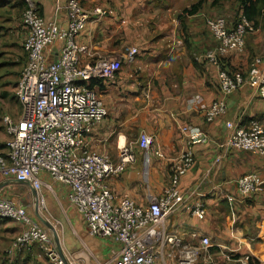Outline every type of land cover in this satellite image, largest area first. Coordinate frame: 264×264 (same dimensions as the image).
I'll list each match as a JSON object with an SVG mask.
<instances>
[{
    "label": "crops",
    "instance_id": "0c3cea01",
    "mask_svg": "<svg viewBox=\"0 0 264 264\" xmlns=\"http://www.w3.org/2000/svg\"><path fill=\"white\" fill-rule=\"evenodd\" d=\"M199 1L83 0L86 12L103 7L108 10V15L90 19L79 36L80 43L86 46L82 63H92L107 55L120 56L122 61V68L113 80L97 85L108 115L88 140L92 150L106 151L115 160L120 156L122 145L133 146L136 161L124 173L112 177L109 184L118 198L131 197L137 203L147 205L151 198L163 193L170 181L171 166L185 150L186 137L181 127H200L208 135L209 142L194 145L196 163L181 178L183 199L166 218L164 229L189 245H200L201 237L208 236L213 250L201 255L200 264H239L230 257L240 258L246 254L253 255L257 264H264V156L232 149L218 160L221 153L218 143L229 135V122L242 126L257 119L264 123V98L257 88L244 84L226 97L220 91L218 77L221 67L231 73H246L254 57H261L264 64V22L260 20L259 26L248 34L244 53H231L219 67L201 59L216 45L206 18L230 9L228 3L234 10L238 7L234 0L222 2L218 7L225 8L219 12L218 7L212 6V0H202L198 13L183 15L185 8ZM4 2L13 11L10 20H16L17 14L24 10V1L0 0V3ZM66 2L38 0V12L46 20H56L66 26ZM17 32L24 40L22 23ZM60 45L58 42L52 49L48 48L49 58H57ZM132 47L139 53L134 63H128L125 56ZM220 98L227 102L226 114L206 122L199 103L208 105ZM3 130L0 140L4 141L6 133ZM141 132L154 135L163 154L162 157L154 155L148 165L138 146ZM146 166H149L148 176H145ZM249 173H258L263 183L259 193L245 197L236 181ZM42 178L51 187L44 189L47 199L67 201L66 185L52 180L47 174ZM9 183L16 182L2 183L0 192L27 209L32 203L33 210L37 211L31 185L25 183L29 190L22 196L15 193V189L6 192L5 185ZM196 198L206 204L207 212L203 218L191 213L190 204ZM20 230V225L14 221L0 220V264H8L3 248ZM90 237L96 246V263L113 264L109 259L111 250L118 248L117 244L103 237ZM33 258H37L34 250L21 256L18 264H31L35 262ZM158 264H177L169 245L162 250Z\"/></svg>",
    "mask_w": 264,
    "mask_h": 264
},
{
    "label": "built area",
    "instance_id": "2783aa9c",
    "mask_svg": "<svg viewBox=\"0 0 264 264\" xmlns=\"http://www.w3.org/2000/svg\"><path fill=\"white\" fill-rule=\"evenodd\" d=\"M25 10L22 44L27 55L16 85L15 97L20 106L19 116L6 114L2 118L6 138L0 149V184L10 180L29 183L36 192L37 211L45 204L43 188L51 189L43 181V174L68 187L67 201L85 222L92 236L113 241L118 248L111 250L113 264H158L162 250L169 245L177 264H199L202 254H210L213 246L208 236H202L200 245H189L164 229L166 218L182 202L181 178L195 165L194 145L209 142L208 135L198 126L181 127L186 147L170 168V181L160 196L147 205L131 197L118 198L109 180L124 173L136 161L133 146L122 145L120 156L113 159L106 151L90 148L89 136L107 117V108L99 95L98 86L113 80L122 68L121 57L107 55L92 63H82L86 46L79 36L90 19L106 17L108 10L96 7L86 12L83 0H67L68 22L60 25L46 20L38 12V0H23ZM225 16L207 17L206 24L216 45L205 52L206 59L216 66L231 53H244L249 33L254 26L242 13L237 20ZM60 43L58 56L51 59L48 48ZM139 50L132 47L126 54L128 63H134ZM219 88L229 96L244 84L257 88L264 98V64L261 57L251 59L246 73L219 71ZM199 100V97H195ZM206 122H212L227 112L225 99L210 104L199 103ZM229 135L218 143V160L232 149L264 156V123L252 119L247 125L227 124ZM138 146L144 152L145 164L154 155L162 157L154 135L141 132ZM245 197L260 192L262 178L258 173L244 174L236 181ZM233 200V197H229ZM40 204V206H39ZM192 215L203 218L207 207L202 199L190 204ZM12 220L20 225V232L6 249L8 264H17L24 254L41 247L54 264H73L67 247L47 227L34 220L26 206L0 197V220ZM51 230H50V229ZM253 255L236 258L239 264H251ZM206 264H209L207 262Z\"/></svg>",
    "mask_w": 264,
    "mask_h": 264
},
{
    "label": "rangeland",
    "instance_id": "374dc122",
    "mask_svg": "<svg viewBox=\"0 0 264 264\" xmlns=\"http://www.w3.org/2000/svg\"><path fill=\"white\" fill-rule=\"evenodd\" d=\"M4 4L0 3V137L3 135L4 131L2 127L3 115L10 114L19 116L20 106L15 97L16 84L20 76V72L27 61V55L22 48L24 41L20 37V33L17 32L20 28L23 12L17 14L18 18L16 20L11 21L10 18L13 11L10 10L6 4ZM228 6L230 9H227L225 12L223 11L218 13L217 15L225 16L228 20L230 19L228 16L233 17V14L230 12L235 8H233L230 3H228ZM224 8L225 6H222V8L218 7L217 9L220 12L221 9ZM1 141L3 142V140H0V148L2 144ZM146 167L145 176H148L147 173L149 166ZM5 186L6 192L10 190L13 191L15 189V193L18 192V194H21L22 196L28 193L29 190L28 186L24 183H9ZM44 189L46 188H43V192L45 191ZM0 197L8 199L11 198V196L7 197V194L3 191L0 192ZM27 211L34 220L43 223L46 227L50 224L52 230L50 228L49 229L53 235L59 237L62 241L61 243L68 248L67 251L71 255L73 264L108 263L101 261H97L98 263H96V259L98 257L94 250L96 246H94V243L91 242L92 238L86 231L80 216L76 213L74 208L69 206L66 200L61 199L58 202L47 199L46 197L45 204L40 206L39 213L36 210H33L32 203L28 205ZM12 240L13 238H11L9 243L5 246V248H3L5 251L9 248ZM210 250L212 251L213 247H211ZM4 255L8 257L6 252ZM34 256L37 258H33L35 259V262H31V264H54L41 247H34ZM236 258L237 256L232 258L230 257V259ZM200 263L201 261H199V264ZM251 264H257V260L254 257Z\"/></svg>",
    "mask_w": 264,
    "mask_h": 264
},
{
    "label": "trees",
    "instance_id": "16d2710c",
    "mask_svg": "<svg viewBox=\"0 0 264 264\" xmlns=\"http://www.w3.org/2000/svg\"><path fill=\"white\" fill-rule=\"evenodd\" d=\"M227 1H232V0H212V6L218 7L221 5L222 2H227ZM234 3H236L237 7H238V9L233 12V17L235 16L234 17L235 20H237L239 14L242 13L249 21H251L253 23L254 28H257L259 26L260 20H263V22H264V0H234ZM202 5H203V1L201 0V1L191 5L189 8H185L183 10V15H187V14L193 15V14L198 13L200 11V9L202 8ZM24 6H25V4H24ZM24 10H25V7H24ZM24 10H23V12H24ZM182 23H184V22L182 21ZM195 64H196V62H195ZM92 85L93 86L94 85L95 86H97V85L101 86L102 83H100L98 81V82H94ZM2 124H3V122H2ZM2 127L4 128V125ZM4 141H5V139H4ZM4 141L2 142L0 149H2L4 147ZM17 264H18V262H17Z\"/></svg>",
    "mask_w": 264,
    "mask_h": 264
},
{
    "label": "water",
    "instance_id": "95a60500",
    "mask_svg": "<svg viewBox=\"0 0 264 264\" xmlns=\"http://www.w3.org/2000/svg\"><path fill=\"white\" fill-rule=\"evenodd\" d=\"M56 59V58H55ZM13 182H16V183H22L21 181H17V180H13ZM0 187H1V184H0ZM34 194L36 196V192L34 191Z\"/></svg>",
    "mask_w": 264,
    "mask_h": 264
}]
</instances>
